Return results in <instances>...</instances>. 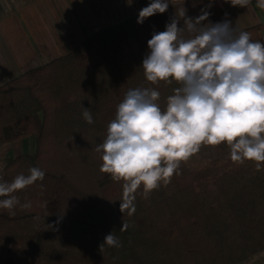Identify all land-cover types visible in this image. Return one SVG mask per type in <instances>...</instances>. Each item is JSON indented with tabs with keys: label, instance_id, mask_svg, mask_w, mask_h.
<instances>
[{
	"label": "trees",
	"instance_id": "16d2710c",
	"mask_svg": "<svg viewBox=\"0 0 264 264\" xmlns=\"http://www.w3.org/2000/svg\"><path fill=\"white\" fill-rule=\"evenodd\" d=\"M184 7L192 18L208 11L206 23L230 21L218 0H185ZM174 14L169 4L142 25L136 15L0 87V145L35 143L33 154L7 163L3 179L31 167L45 173L18 193L31 208L0 209V264H241L264 251V163L231 160L226 143L201 145L157 189L141 186L131 216L120 209L123 181L100 170L95 148L127 90L156 88L163 110L178 86L152 85L142 68L152 33ZM240 31L264 44V23ZM111 232L121 246L100 249Z\"/></svg>",
	"mask_w": 264,
	"mask_h": 264
},
{
	"label": "clouds",
	"instance_id": "9594fccd",
	"mask_svg": "<svg viewBox=\"0 0 264 264\" xmlns=\"http://www.w3.org/2000/svg\"><path fill=\"white\" fill-rule=\"evenodd\" d=\"M127 3L131 6L132 0ZM169 4L175 14L163 32L152 33L142 68L152 85L163 81L178 86L163 110L156 88H129L108 124L106 138L95 148L101 154V172L123 181L120 209L129 216L136 211L141 186L148 193L174 173L179 175L181 162L201 145L226 143L231 160L254 161L257 167L264 163V44L253 41L247 31L237 35L230 21L206 23L210 14L205 9L195 18L187 16L185 0H150L140 10L137 24L164 14ZM232 4L246 8L251 0ZM256 6L264 9V0H257ZM82 108L84 120L93 124L91 109ZM44 178L38 167L10 182L0 175V209L15 215L17 207L31 208V202L21 203L18 193ZM127 227L122 223L120 230ZM105 246L119 248L121 242L111 232L100 249Z\"/></svg>",
	"mask_w": 264,
	"mask_h": 264
},
{
	"label": "crops",
	"instance_id": "0c3cea01",
	"mask_svg": "<svg viewBox=\"0 0 264 264\" xmlns=\"http://www.w3.org/2000/svg\"><path fill=\"white\" fill-rule=\"evenodd\" d=\"M237 30L264 23L257 0L244 8L218 0ZM150 0H0V87L67 55L87 38L136 15ZM33 138L0 145V175L12 159L31 155ZM241 264H264V251Z\"/></svg>",
	"mask_w": 264,
	"mask_h": 264
},
{
	"label": "rangeland",
	"instance_id": "374dc122",
	"mask_svg": "<svg viewBox=\"0 0 264 264\" xmlns=\"http://www.w3.org/2000/svg\"><path fill=\"white\" fill-rule=\"evenodd\" d=\"M1 162V161H0ZM1 166H2V163H0V168H1Z\"/></svg>",
	"mask_w": 264,
	"mask_h": 264
},
{
	"label": "built area",
	"instance_id": "2783aa9c",
	"mask_svg": "<svg viewBox=\"0 0 264 264\" xmlns=\"http://www.w3.org/2000/svg\"><path fill=\"white\" fill-rule=\"evenodd\" d=\"M3 176V175H2Z\"/></svg>",
	"mask_w": 264,
	"mask_h": 264
}]
</instances>
